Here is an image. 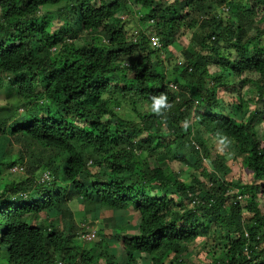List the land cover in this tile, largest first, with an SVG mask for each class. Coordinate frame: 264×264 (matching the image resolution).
I'll use <instances>...</instances> for the list:
<instances>
[{
  "label": "trees",
  "instance_id": "1",
  "mask_svg": "<svg viewBox=\"0 0 264 264\" xmlns=\"http://www.w3.org/2000/svg\"><path fill=\"white\" fill-rule=\"evenodd\" d=\"M97 1L0 0V264H264V0H222L229 20L209 0ZM188 31L183 61L162 59ZM245 74L258 76L248 82L263 105L249 113ZM10 135L47 153L50 181L3 173L25 165ZM173 162L190 176L178 179ZM81 200L135 224L97 220L87 247L72 222Z\"/></svg>",
  "mask_w": 264,
  "mask_h": 264
},
{
  "label": "rangeland",
  "instance_id": "2",
  "mask_svg": "<svg viewBox=\"0 0 264 264\" xmlns=\"http://www.w3.org/2000/svg\"><path fill=\"white\" fill-rule=\"evenodd\" d=\"M221 1L222 0H209L207 5H210V6L212 5L213 7L216 8V11H218L222 7L224 10L226 9L225 13L222 14V17L224 20H229V18L231 17V8L228 6V4H224L223 6L219 5L221 3ZM97 2L99 3V0ZM169 2H174V0H170ZM52 10L55 11L56 8H53ZM221 11H223V10L221 9ZM200 19L201 18H197L196 20H194L193 17L188 18L190 25H193L196 22H200ZM261 25L264 26V22L261 23ZM210 26L214 27L215 23L211 22ZM130 30L131 29H129V31ZM134 30H135V28H134ZM199 30H200L199 26H196L195 32H198ZM191 37H192V31H188L184 34V36L182 37L180 42L178 41L177 43H175L173 49H163L162 59L167 60L172 55V58H174V59L177 58L178 62L183 61L181 52L187 45H189ZM82 40L83 39H79L77 41V44H79V43L81 44L83 42ZM221 49H222V47H219V50H221ZM118 64H120V63H118ZM122 66H124V64ZM125 77H126V73L122 72V74L120 75V81H123ZM257 78H258V76L256 74H245L242 78L243 81H242L241 91L243 93V97H244V100L246 102V105L244 106L243 109L246 113H249L256 108L263 107L262 104L258 103V95H256L255 88L253 87V85H251L250 82H248V79L254 80ZM228 92H226V90L220 91L219 95L222 98V101H223V99L224 100L228 99V98H226V95ZM200 96L201 97H207L208 95L206 94L205 91H202ZM231 97H233V96H231ZM6 98L7 97L5 96L4 92H2L0 94V104H5L7 102ZM105 98L107 99V96H105ZM208 98L210 99L211 102L217 101L216 96H210ZM237 101L240 102V98L235 96L234 102H237ZM197 102H198L197 99H195L194 101H192V103H189V107L195 108L198 105ZM227 103H230V104H226V110L228 113H231L232 109H233V104H231V102H227ZM31 111L35 112V108L33 107L31 109ZM123 111L125 112V110H123ZM181 113H182L181 111H178L175 114V118H179L181 116ZM256 122H257L256 127H257L258 138L261 141V143L264 144V118L258 119ZM9 138L11 140L12 145L15 147V151L12 152L11 153L12 155L10 156L11 159L13 160L19 155L18 151L21 150L23 146L20 143L21 142V136L20 135H10ZM78 149L83 154V156L88 160V162H91L93 160L95 164L100 163L101 160L99 158L100 157L99 156V150L93 149V148H86L85 146L80 145V144L78 145ZM225 150H226V148L224 146L222 147L220 145H218L216 148V151H220V152H224ZM22 154H25V165L23 166V170H21L22 172H16L13 167L9 166V167H5L3 169V173L6 175L11 174L16 178H23V177H26V175H27L29 178H31V180L36 179L37 176L39 175V177H41V179L43 181V177H45L46 174L43 172L44 170L41 167L44 164V161L46 160L45 156L47 155V153H45L42 150H38V151L26 150L25 151L22 149ZM171 165L173 167H175L174 168L175 170L174 169L173 170L180 174L178 179H185V178H188L190 176L191 170L189 168H186L181 163L173 162V163H171ZM240 171H242V170H240ZM242 172L244 173V171H242ZM171 173H173V172H171ZM171 173H169V174H171ZM237 173H238V169L234 168V173H230L226 178L231 179L234 175L238 178L240 176V174H237ZM196 175L200 176V173H196ZM241 177H242V179H246L248 177V175H247V173H245ZM200 179L204 180L205 178L200 177ZM234 192H237V190H232L229 194H232ZM73 198L75 199V196ZM71 207H72L71 212L73 215L72 222L75 223L77 226H80V228H84V226H87V225L94 226L96 224H99L97 220H101V219L106 218V217L115 216L117 218V222H120L123 224L127 223L129 220L134 219V217L129 218L130 215H128L127 213H125V212H118L117 213L115 210H113V208H111L108 205H104V204H101L99 206L98 212L95 214V212H94L95 203L91 202V201L81 200V202L78 204L76 202H74V203H71ZM89 210L90 211L92 210L91 211L92 213H91V216L87 217L86 212ZM93 216L97 217L96 219L94 218L95 221L93 219ZM42 218L46 219L47 218L46 214H44ZM39 221L41 222V217H40ZM57 221H58V223L62 222L60 219H58ZM132 224H135L133 220H132ZM99 227H100V225H99ZM99 227H98V229H99ZM200 240H202V239H199L195 244H192V247L198 246ZM85 245L87 247H90V245L94 246L95 242H92L89 244L86 243ZM262 247H264V244L262 245Z\"/></svg>",
  "mask_w": 264,
  "mask_h": 264
},
{
  "label": "clouds",
  "instance_id": "3",
  "mask_svg": "<svg viewBox=\"0 0 264 264\" xmlns=\"http://www.w3.org/2000/svg\"><path fill=\"white\" fill-rule=\"evenodd\" d=\"M151 21H152V20H151ZM152 22H153V21H152ZM154 36H156V35L153 34L152 36H151V35L149 36L150 41H151V38L154 37ZM156 37H158V36H156ZM158 38H159V37H158ZM159 41H160V39H159ZM151 43H152V41H151ZM160 44H161V42H160ZM152 46L155 47V48H161V47H162V44H161L160 47H156V46H154L153 44H152ZM164 103H165V98H164V97H160V98H158V99L155 100L154 108L158 110L159 107H160L161 105H163ZM45 174H49V172H48V173H45ZM49 177H50V179H48V180L44 179V177H43V181H50V180H51V176H50V174H49ZM88 230H94V231H96V238L93 239L92 241H87V240H85V239L83 238V235H84ZM78 235H79V237H80V239H81V241L83 242L84 245H85L86 243L89 244V243L95 242V241L97 240V238H98V228H97L96 225H94V226H91V225L84 226V228H80V231L78 232Z\"/></svg>",
  "mask_w": 264,
  "mask_h": 264
},
{
  "label": "built area",
  "instance_id": "4",
  "mask_svg": "<svg viewBox=\"0 0 264 264\" xmlns=\"http://www.w3.org/2000/svg\"><path fill=\"white\" fill-rule=\"evenodd\" d=\"M151 41H152V44L156 47H160L161 44H160V41H159V38L154 36L151 38ZM44 179L48 180L50 179L49 177V174H46V176L44 177ZM83 238L87 241H92L93 239L96 238V231L94 230H88L84 235H83Z\"/></svg>",
  "mask_w": 264,
  "mask_h": 264
}]
</instances>
